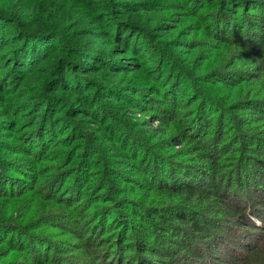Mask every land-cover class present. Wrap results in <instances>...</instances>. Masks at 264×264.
<instances>
[{
  "label": "rangeland",
  "instance_id": "rangeland-1",
  "mask_svg": "<svg viewBox=\"0 0 264 264\" xmlns=\"http://www.w3.org/2000/svg\"><path fill=\"white\" fill-rule=\"evenodd\" d=\"M177 2H184L182 5L185 6L183 9L186 12L185 16L181 14L183 11L177 7ZM0 4V7H12L14 12L19 9L25 12V9H29L31 16L37 15L36 12L41 13L44 23L54 24L52 26L62 25L70 29L66 40L73 46L83 47L90 52L102 55L101 58L108 57L112 61V64L107 65V70L102 72L99 70L95 73L101 66L97 65L99 63H91L86 73L80 74L87 76L84 80L91 81V83L83 81V87L88 85L86 89L73 91L72 95L57 91L59 94L56 98L59 100H52L53 106L57 105L55 108L50 105L46 107L48 99L41 97L39 93L40 90L46 88V85L40 88V82L37 80L29 84L30 80L27 79L22 87V92L27 93L23 98L15 100H12L10 96H4L7 88L2 85L5 83H0V98H3L0 101V159L1 165L5 167L0 175L2 186L7 184L5 178L10 179L13 184L18 181L26 182L27 177L33 174L30 171V165L41 166L42 172L35 173L42 176V186L56 179L61 185L68 186L66 189L61 188L60 191L54 188L53 196L48 195V197L47 190L42 191V187L40 192H31L28 189L25 190L26 185L22 184L23 189L20 192L25 190L23 193L13 198L0 199V217L22 225L29 232L34 231L50 240H56L58 250L56 253L52 251V255L60 259V264H71V260L79 258L83 260L94 258L98 247L93 244L98 240L103 250H115L116 247L112 248L114 244L128 245L131 242L128 237L131 233L135 234L133 231L136 228H139L148 240H151V236H154V232L158 230L161 236L159 237L160 246L158 245L156 250H162L168 258L174 260V263L181 264L179 258L182 251L178 249L177 252L172 253L171 245L186 248L191 244L190 242L196 244L197 237L194 233L189 236L186 231L183 234L178 228L179 226L187 230L192 228V225L179 222L178 216H172L169 212L166 216H162L164 212L155 207H150L148 213L143 211L147 207H145L143 198L141 199L140 192L146 188L151 189L150 184L145 180L148 178L147 173L155 175L152 170L147 172L153 156L159 160L168 159L172 162L185 163L190 166V171L195 172L193 179L198 181L201 177H205L203 174H208V176L216 174V186L213 187L219 188L222 185L226 188L223 190L225 198L217 199L211 196L205 204H202L203 207H208V211H212V215L215 212L219 213L218 210H225L229 204L245 203L246 199L264 201V68L263 71L260 70L264 67L260 64L261 60L264 61V44H261L260 48L254 47L250 52L236 49V47L234 53L227 52L226 54V48L224 52L220 51L221 43H216L214 37L216 30L211 17L217 7L216 4H207L201 12L192 9L191 0H0ZM247 13L249 16L257 17L254 11H247ZM114 18L123 24H131L134 28L135 26L140 28L143 25L145 28L142 30L141 27L139 30L151 34L148 36L150 42L167 46L170 51L178 54L177 66L185 71L180 78L183 83L179 87H173L178 71L169 79L166 73L162 74L165 69L160 73L152 69L159 55L156 56L152 52L146 59L136 53H131L127 46L117 43V39H112L117 35L114 33ZM237 19L238 16H232L226 22L230 23L233 20L238 22ZM93 28L97 31L94 33L97 34L96 36L91 35L93 33L90 30ZM121 35L125 38L123 32ZM126 51L130 52L127 54ZM222 52L226 55L224 60H222L224 57ZM53 57H57V60L58 58H69L68 55L60 53ZM133 58H136V63L131 62ZM173 60L171 58V61ZM48 62L44 63V68L48 66L52 70L53 66ZM121 63L130 64L124 68ZM141 64L142 70L139 69ZM231 72H233L231 76L240 75L245 79L246 83L241 84L242 89L235 85L229 88L223 82L226 81L222 80L223 75L231 74ZM250 74L254 75V81L251 86H248L250 81L247 78ZM53 76L52 73L51 77ZM164 82L167 83L166 86ZM80 84L79 88H81ZM192 86L202 89L216 105L214 106L211 102L209 106L204 104L203 109L200 108L203 112L210 108L221 111L220 107L225 105L226 115L224 116L222 112L211 115L207 130L212 135L209 139L213 138L214 142L210 143V146H206V141H202L200 136L196 139L197 146L186 143L171 151L168 141L183 133L186 135L187 129L192 125L190 122L192 115L196 114L195 109L197 108L198 111L199 102L194 103V101L199 98V95H196ZM96 87L100 88L99 91H96L98 90ZM120 87L124 88L119 89ZM125 94L127 97L124 96ZM139 95H143L142 98ZM92 98L97 103L99 101L103 103L107 109L104 111L105 114L111 110V107L108 108L106 104L118 103L127 115H121L120 119L131 124L130 130L138 135L145 145L140 146L139 151L132 148L131 151L129 149L124 152L125 149L116 148L117 155L113 156L110 152L108 154L110 159H106V162L102 157L100 160L103 159V161H97L95 158L92 166L84 163L83 172L87 169L86 175L76 178L73 173L80 163L86 138H92L91 143L95 141L97 135L104 136L105 139L112 138L108 131L99 132L95 123H92L94 121L89 113L85 114L79 110V108L89 110L86 103ZM109 98L112 102H108ZM172 101L176 104L173 109V118L176 116L175 122L179 124L177 131V128L172 127L174 121L169 118L172 113L170 111L173 106ZM230 104L236 108V113L228 107ZM46 109V113L50 114L56 123L54 143H52L55 146H52L51 151L42 155L39 153L40 145L45 141L33 136L37 131L33 134L31 132L37 130ZM84 119L90 121L86 122ZM161 119L163 120L160 121ZM217 119H220V122ZM166 121L170 124H163ZM16 124L17 127H15ZM170 126L172 128L168 130ZM51 133L50 131L46 135ZM76 144L82 145L77 146ZM98 146L99 153L104 156L106 152L104 147L111 145ZM214 146H219L224 150L215 151L213 163L208 165L206 161L211 158L208 154ZM75 148L79 149L76 157H74ZM146 148L154 152L153 156L144 155ZM240 150L244 153H240ZM136 152L138 158L131 167L126 159L128 158V162L133 161L131 158ZM128 153L131 157L126 158ZM89 177H91L90 181L87 180ZM205 178L212 180L207 175ZM168 182L180 183L172 180ZM14 185H6L4 188H8L7 190L20 189ZM159 190L161 192L158 194H163L168 188L160 187ZM216 191L213 190V192ZM58 192L63 193L58 195ZM68 198L76 200L73 204H69ZM59 204L73 209L68 213L71 214L73 221L77 222L74 232L63 230L61 227L52 229L47 223L41 226L40 222L43 217L56 216V212H59L57 214L66 212L67 208L59 207ZM117 204H120L122 214H112ZM168 204L165 207L171 206ZM153 205L158 204L151 201L148 206ZM157 216L165 217L167 221L164 223ZM205 217L210 220L211 216L205 215ZM205 223L209 224V222ZM257 223L261 225L258 220ZM160 225H163L165 229L159 230ZM87 229L90 232H87ZM124 229L128 233L126 236L121 235ZM245 230L246 234L251 232L250 229ZM91 232L97 239L88 237ZM226 233H219L214 239L217 244L223 245H218L222 248V253L216 250L214 246L216 243H212L214 245L210 247L213 248L211 250H213L214 258L206 251L201 260L204 258L203 261H210L209 264L219 262V260L233 264L227 259L226 249L229 251L232 249L231 245L241 244L235 243L233 235ZM87 237L94 241H85L84 238L87 239ZM27 238L28 236L22 239L26 241ZM35 239L39 241L41 237H35ZM36 248L39 249L37 246ZM231 252L234 256L235 251L231 250ZM22 254H20L21 260H24L26 252L23 251ZM110 256L112 260L116 257L114 254ZM18 257L19 255L13 254L2 264H18ZM152 257L154 261L159 260L158 256Z\"/></svg>",
  "mask_w": 264,
  "mask_h": 264
},
{
  "label": "trees",
  "instance_id": "trees-1",
  "mask_svg": "<svg viewBox=\"0 0 264 264\" xmlns=\"http://www.w3.org/2000/svg\"><path fill=\"white\" fill-rule=\"evenodd\" d=\"M183 3L184 2H177V7L183 11L181 14L185 16L186 12H184L183 10L185 8V6L182 5ZM207 4H216L217 6L211 17L213 19V24L215 25L216 30V33L214 35V37L216 38V43H221L220 51L224 52V48H226V54L227 52L234 53V48L236 47V49H244L250 52L254 47L260 48V46L264 44V0H191L192 9L198 12L203 11ZM247 11H254V13L256 14L255 16L257 17L249 16ZM29 12V9H25V12L21 11L20 9L14 12L12 7H0V83H5L2 85H5V87L7 88L4 96H10L12 100H15L17 98H23L27 93L22 92L23 84L27 79L30 80L29 84L33 80H37L40 82V88L46 85L45 89L39 91L41 97H46V99H48L46 100V107L50 105V107L55 108L57 107V105L53 106L52 100H59L58 98H56L57 94H59L57 93V91H59L60 93L67 92L71 94L75 91L84 88L86 89L88 85H85L83 87V81H86L88 83H91V81L84 80L87 76L80 74H85V71L91 67V63H99L97 65L101 66L97 68L95 73H98L99 70L101 72L107 70V65L112 64V61L108 57L101 58L102 55L90 52V50H87L83 47L78 48L76 46H73L66 40V35L69 36L70 34V29L68 27H64L62 25L52 26L54 24H46L42 19L43 15H41V13L36 12L37 15L31 16L32 13ZM232 16H238V22H236L235 20H233V22L230 21V23H232L231 25L226 21ZM258 17H260L261 19ZM113 25L115 28L114 33L117 35H113L115 38L113 37L112 39H117L116 42L127 46L131 53H136L137 55H140L146 59L152 52L156 56L159 55L158 60H156L157 63L155 64V66H152V69H154L158 73L162 72V70L165 69L163 70L162 74L166 73L168 75L167 78L169 79L173 77L172 75L176 71H178V77L175 81H173V87H179L183 83L180 78L185 74V71L182 67L179 66L178 68L177 66L176 58H178V54L170 51L167 46H162V44H157L156 42H150V39L148 38L150 33L148 32L149 34H147L139 30L141 27L142 30L143 28H145L143 25L140 26V28H137L138 26H135V28H137L136 30L133 26H131V24H123L115 18L113 20ZM137 25L140 24L137 23ZM90 31H92L93 33L91 35H97L94 34L97 33L94 28ZM122 32L125 34V38L123 35H121ZM236 43L238 44L236 45ZM145 45L148 46V48ZM130 51H126V53L128 54ZM57 53L66 54L69 56V58H58L57 60V57H53V55ZM223 55L224 57L222 60H224L226 56L225 54ZM171 58H173L174 60L171 61ZM131 60V62L136 63V58H133ZM46 62H48V64H52L51 66L54 67H52L53 71L50 70L48 66L44 68V63ZM263 63L264 61L261 60L260 64L262 66L264 65ZM121 64L122 67L126 68L130 63ZM186 66L185 68L188 70ZM141 67L142 64L139 66V69H141ZM263 68L264 67L260 68V70L263 71ZM52 73L55 77H51ZM232 73L233 72H231V74L223 75L224 78H222V80H226L223 82L227 87H241V84L246 83L245 79L240 75V77L231 76ZM253 76L254 75L250 74L249 78H247L249 79L248 81H250V84H247L248 86L252 85L254 81ZM79 84L81 88H79ZM164 84L166 86L167 83L164 82ZM96 88H98V90L96 91H99L100 88ZM123 88L124 87H120L119 89ZM192 89L195 91L196 95H199V98L194 101V103H197V101L199 102L197 106L199 114L196 108V114H193L192 119L190 120L192 125L187 129L188 132H186V135L183 133L179 135V137L172 138L171 141H168V143H170L171 145V151L175 150L177 147L183 146L186 143L197 146L198 143L196 139L200 136L203 139L202 141H206H204L205 143H207L206 146H210V143L213 144L214 142L212 141L213 138L209 139V137H212V135H210L207 130L211 115H214V113L216 114V112H222L224 116L226 115V110L224 109L225 105H223V107H220L221 111L219 109L215 111L213 110V108H210L209 110L203 112L201 109H203L204 104L209 106L210 102L212 103V100L206 93H204L202 89L194 86H192ZM39 93L37 95H39ZM124 96L127 97V94H125ZM139 96L140 98H142L143 95ZM200 98L201 100L199 101ZM2 99L0 98V101ZM108 102H112V100L109 98ZM86 105L89 110H87V108H79V110H82L81 112L85 114L89 113L90 118H92L94 121L92 123H95V125L99 129V132L103 130L108 131L112 135V138L108 137L107 139H105L104 136L102 137L100 135H97V137H95V141L92 143V138H86L85 147L81 152L80 163L76 167L79 172L75 168V171L73 173L76 178H80L82 175H86L85 171H87V169H84L85 171L83 172L84 163H89L92 166V161L95 158H97L98 161L102 157H104V161L106 162V159H110L108 155L110 152H112L111 155L113 156L117 155L116 148H123L125 149L124 152L128 151L129 149L131 151L132 148L139 151L140 146L145 145L138 137V135H135L130 130L129 126L131 124L120 119L121 115H127L124 112V109H122L118 103L106 104L108 108L111 107V110H108V113L106 114L104 113V111H107V109L100 101L99 103H97L96 100L92 98L88 103H86ZM172 105L173 106L170 108V111L172 113L170 114L169 118L174 121L172 127L177 128V131L179 124L175 122L176 116H174L173 118V109H175L176 106V104H174V101H172ZM213 105L216 106L215 103ZM228 107H230V109H232V111H235L236 113V108H234L232 104H230ZM46 111L47 109L45 110V115L43 116L40 124H37V130H33L31 132V134H33L34 131H37V133H34L33 136L39 138V140L44 139L45 141L40 145L41 149L39 153L42 155L51 151L52 146H55L52 145V143H54L53 136L55 135L54 127L56 123L52 120L51 115L47 114ZM166 115L169 114L166 113ZM84 120L86 122L90 121L88 119ZM162 120L163 119H161L160 121ZM217 120L218 122H220V119ZM163 124H170V122L166 121L163 122ZM15 127H17V124L15 125ZM172 127L170 126L168 130ZM50 131L52 133L46 135ZM82 144L76 145L79 146ZM97 144L101 146L109 144L111 146L104 147V150L107 153L105 152L104 156H102L99 153V146ZM109 149L111 151H108ZM218 149H220L221 151L224 150V148H219V146H214V148L212 147V151L208 154L209 156H211V158L206 161L208 165L213 163L215 155L214 153L215 151H218ZM78 150V148L74 149V157H76V153ZM129 153L126 155V158L131 157V154ZM240 153H244V151L240 150ZM33 154L34 153H32V155ZM134 154L135 155L131 158V160L133 161L128 162V158L126 159V162L130 166H133L137 161L138 154L137 152ZM146 154H150L153 156L154 152L150 148H146L144 155ZM84 156L86 157L85 159L83 158ZM112 158L113 157H111V159ZM100 161H103V159ZM41 162L42 161H40V163ZM1 164L2 161L0 159V165ZM4 168L5 167L3 165L0 166V175H2ZM30 169L33 174L27 177L26 182L20 183V181H18L14 183V185L13 182L10 181V179L5 178V182H7L6 185H14L15 187H19V190H14L13 188L7 190L8 188H4L6 187V185L2 186L3 182L0 180V199H9L16 197L27 189L31 192H40L41 187L42 191L47 190V196H53L54 188H57L60 191L61 188L66 189V187H68L66 184L61 185L58 179H56V181L54 180L50 182L48 185L45 184L44 186H42V176L38 173H35L42 172L41 166L33 167L30 165ZM189 169L190 166L186 165L185 163L172 162L168 159L159 160L153 156V159L149 163V170H147V172H150V170H152L154 171L155 175H150V173H147L148 178L145 180L146 183L148 182L150 184L151 189L146 188L140 192L141 199L143 198L142 200L146 205L145 207H147L144 209L142 208L144 212L148 213L150 212V207H155L156 209L164 212L163 215L161 214L162 216H166V214L169 212L172 216H178V220H180L179 222L192 225V228L190 227V229L187 230H184L183 227L179 226L178 228L183 234L186 231L189 236L194 233L195 237H197V243L193 244L192 242H190L191 244L186 248H178L171 245L172 253L173 251L177 252L178 249L182 251L179 258L181 264H209L210 261H203L204 258L203 260H201L204 256L203 253L207 251L208 255L211 254L210 256L214 258V255H212L213 250H211L213 248L210 246H213L216 243L214 239H216L217 234L226 233L227 231V233L233 235V238H235V243L237 242L241 244L239 246L231 245V250L235 251L234 256L231 250L227 251L226 249L227 259H229V261H231L233 264H264V201H254L246 199L245 203L241 202L242 204H229V206H226L225 210H218L219 213L215 212L212 215V211H208V207H203L202 204H205V202L208 201V198H211V196L217 199H219V197L225 198V193L223 192V190L226 188V186L222 187L221 185V187L219 186V188L213 187L216 186V174H209V176L208 174H203L205 177L207 175V177L211 178L212 180H207L205 177H201L200 181L193 179V174L195 175V172L190 171ZM71 172L72 171H70V173ZM89 178H87V180L90 181L91 177ZM170 180L180 183H170L168 182ZM22 184L23 186L26 185V188L24 191L20 192L23 189V186L21 187ZM160 187L168 188V190H165V193L163 194H158L161 192L159 190ZM213 190L217 191L213 192ZM62 193L63 192H58V195H61ZM68 199L70 200L68 201L69 204H73L76 200H71L70 198ZM151 201L154 204L158 205L148 206L149 202ZM169 202L170 204H168ZM135 204L138 205L137 202ZM166 204L171 206L165 207ZM59 207H66V212H61L64 214H57L59 212H56V216L51 215L50 217H43V219L41 220L42 222H40L41 226H44L47 223L48 226L52 229L61 227L63 230H73L74 232V227L77 222H74L71 218V214L68 213V211L73 209L61 204H59ZM120 209V204L115 205L112 214H122ZM205 215H210V220L207 219ZM159 219L164 223L167 221L165 217H160ZM257 220L261 222V225L257 223ZM205 222H209V224H206ZM244 227H246L245 229H250L251 232L246 234V230L243 229ZM81 229L85 230L84 228ZM158 229L164 230L165 228L163 227V225H160ZM87 232H90V230L87 229ZM133 232L135 234L131 233L129 237L127 236L128 240L131 242L128 245H124V243H122L121 245L119 244L117 246L116 244H114L112 248L115 249L116 247L115 250H103L100 248L101 246L99 244V240L95 241L93 245L95 247H98V250L94 258L85 260L79 258L76 260H71V264H178L174 263V260H172L171 258H168L162 250H156L158 249L157 247L159 245V237L161 236L158 230L156 233L154 232L155 235H152L153 237L151 236V240L145 238V235H142L143 233L139 230V228L134 229ZM126 233V229L121 231V235L125 234L124 236H126L128 234ZM93 234L94 233L91 232L90 236L88 237L97 239ZM42 235H38V233L34 231L29 232L26 228L24 229L22 225H19L18 223H12L10 220L2 219L0 217V264H2L4 260L10 258L13 254L19 255L17 261L18 264H60V259L52 255V251L56 253V251L58 250L56 240H50L46 236ZM26 236H28V238L25 241L22 238ZM35 237H41V239L39 241H36ZM88 237L87 239L84 238V240L94 241ZM60 244L61 243H59V245ZM218 245L221 244L216 243V245L214 246H216V250L221 254L222 248ZM36 246L39 247V249H37ZM223 248L225 249V247ZM161 249L163 248L161 247ZM23 251L26 252V256L24 257V260H21L20 254H22ZM111 254H114L116 256L113 260L112 256H110ZM151 255L158 256L159 260L154 261ZM222 257L224 258V256ZM197 260H199L200 262H198ZM227 263L228 262L219 260V262L216 261L213 264Z\"/></svg>",
  "mask_w": 264,
  "mask_h": 264
}]
</instances>
